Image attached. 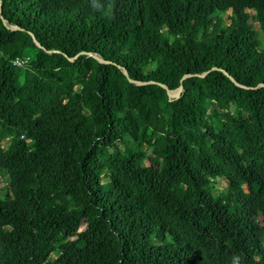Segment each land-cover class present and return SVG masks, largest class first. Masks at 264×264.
Returning <instances> with one entry per match:
<instances>
[{"label": "trees", "instance_id": "1", "mask_svg": "<svg viewBox=\"0 0 264 264\" xmlns=\"http://www.w3.org/2000/svg\"><path fill=\"white\" fill-rule=\"evenodd\" d=\"M0 1V264H264V0Z\"/></svg>", "mask_w": 264, "mask_h": 264}, {"label": "water", "instance_id": "2", "mask_svg": "<svg viewBox=\"0 0 264 264\" xmlns=\"http://www.w3.org/2000/svg\"><path fill=\"white\" fill-rule=\"evenodd\" d=\"M1 7H2V5H1V1H0V15H1ZM1 21L3 22V24H5L6 26H8V27L11 28V29H17V30L20 29V28L17 27L16 25H14V24L10 23L9 21L5 20L2 16H1ZM26 34L29 36V38H30L31 41L35 44V46H36L39 50H41L42 52H44V53H46V54H51V53H54V52L58 53V52H59L58 50H47V49H45V48H44V47H43V46H42V45L36 40V38L34 37V35H32V34L29 33V32H26ZM80 54H87L88 56H92L93 58H95L96 60H98L100 63H109V61L104 60V59L101 58L100 56L95 55V54H92V53H80ZM75 58H76V57H74V58H72V59H69V60H70V61H73ZM212 69H214V70H221V69L218 68V67H213ZM122 71L125 73V75H126L127 79L129 80V82H130L131 84H133V85H141V84H145V83H154V84H158V85L162 86V87L166 90L170 102H175V101H177V100L182 96V94H183V86H179V88H178L177 90H173V91H171V90H169V89L167 88V86H166L165 84H162V83H160V82H153V81H150V82H144V83H142V82L132 81V80L130 79V73H129L128 71L124 70L123 68H122ZM223 73H224V74H225V75H226V76H227V77H228V78H229V79H230V80H231L236 86L246 88V87L240 85L237 81H235V80H234V79H233L228 73H226L225 71H223ZM189 76H191V75L188 74V75L183 76L182 79H181V81H183L184 79L188 78ZM174 91H176L177 95H176L175 97H172V94L174 93Z\"/></svg>", "mask_w": 264, "mask_h": 264}, {"label": "rangeland", "instance_id": "3", "mask_svg": "<svg viewBox=\"0 0 264 264\" xmlns=\"http://www.w3.org/2000/svg\"><path fill=\"white\" fill-rule=\"evenodd\" d=\"M252 12H250L249 14H251ZM252 28L255 30L258 29L257 23L255 22H250ZM263 42H264V37L262 38ZM177 95L176 91H174V93L172 94V97H175ZM7 183V176L5 173H1V177H0V188L3 189V187H5ZM227 186V182L223 179H215L214 180V190L213 193L215 195H218L220 191H222L225 187ZM83 231V228H81V232Z\"/></svg>", "mask_w": 264, "mask_h": 264}, {"label": "built area", "instance_id": "4", "mask_svg": "<svg viewBox=\"0 0 264 264\" xmlns=\"http://www.w3.org/2000/svg\"><path fill=\"white\" fill-rule=\"evenodd\" d=\"M28 61V58H16L14 61H13V64L16 65V66H24Z\"/></svg>", "mask_w": 264, "mask_h": 264}]
</instances>
